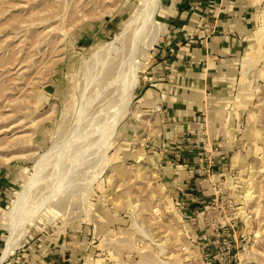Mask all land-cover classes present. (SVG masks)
<instances>
[{
    "label": "rangeland",
    "instance_id": "obj_1",
    "mask_svg": "<svg viewBox=\"0 0 264 264\" xmlns=\"http://www.w3.org/2000/svg\"><path fill=\"white\" fill-rule=\"evenodd\" d=\"M143 1L0 0V255L22 233L14 222L60 209L51 223L32 220L12 255L42 239L75 249V264H264V0H245L247 47L201 101L190 140L201 143L202 165L184 173L183 199L154 157L164 130L142 87L167 33L141 62L113 135L104 143L93 131L120 101L119 79L93 80L83 63ZM19 191L23 213L12 221Z\"/></svg>",
    "mask_w": 264,
    "mask_h": 264
},
{
    "label": "crops",
    "instance_id": "obj_2",
    "mask_svg": "<svg viewBox=\"0 0 264 264\" xmlns=\"http://www.w3.org/2000/svg\"><path fill=\"white\" fill-rule=\"evenodd\" d=\"M164 1L160 16L167 24L165 46L157 50L160 61L143 79L150 84L144 82L142 87L148 86L153 107L158 105L159 109H154L164 130L163 142L154 144V157L163 156L169 177L177 183L183 199L184 173L194 167V174L196 166L202 165L201 143L190 140L194 134L200 135L201 101L218 86L223 88L222 75H228L233 61L247 47L250 12L245 0ZM162 146L166 153H162ZM186 186L193 195L198 194L199 189L194 190L190 182ZM46 241L33 240L4 264L76 263L75 249L56 240Z\"/></svg>",
    "mask_w": 264,
    "mask_h": 264
},
{
    "label": "bare ground",
    "instance_id": "obj_3",
    "mask_svg": "<svg viewBox=\"0 0 264 264\" xmlns=\"http://www.w3.org/2000/svg\"><path fill=\"white\" fill-rule=\"evenodd\" d=\"M163 2L164 0L143 1L140 7L136 9L133 16L129 20H126L122 31L116 34L113 40L105 42L102 46H96L90 58L83 63V67L86 71L89 69L92 70L91 74L94 76L93 80H96L99 76L103 77L106 71H109L110 75L115 74L113 77L116 76L117 79H119L118 90L120 101L114 106L115 110L103 126L100 129H93V131L99 130L103 133L101 135V140L104 141V143L113 135L117 124L122 118L123 111L127 109V105L132 100L135 89L140 84L139 73L142 72L144 68L141 62L148 60L150 51L155 48L160 37L166 31V22L159 20L157 17L159 12L163 10ZM137 20L139 23L134 25ZM249 53L248 50L243 61L249 59ZM104 79L106 78L104 77ZM112 81L114 80H111V82ZM155 107L159 109L157 104ZM79 115L78 113L77 117H79ZM136 115L140 116L141 113L137 111ZM67 171L73 173L72 168H68ZM34 181L35 177L29 180L26 186H23V190L32 185ZM17 194L18 198L13 200L12 208L8 212V216H10L12 221L14 218L21 219L20 213H23L21 207L24 206L20 203L22 192L19 191ZM33 209L27 208V210H31L29 212H33ZM44 214L46 213L33 212V215L27 213V215L21 219L25 221L24 223H22L23 221L20 223L14 222L15 224L21 225L22 233L15 237L11 236L8 239L7 246L0 255V264H3L12 255L13 251L20 246L24 237H27L26 230L32 225V220L35 219L39 221L43 219L51 223L54 217L61 215V210H56V213L53 212L50 216Z\"/></svg>",
    "mask_w": 264,
    "mask_h": 264
},
{
    "label": "built area",
    "instance_id": "obj_4",
    "mask_svg": "<svg viewBox=\"0 0 264 264\" xmlns=\"http://www.w3.org/2000/svg\"><path fill=\"white\" fill-rule=\"evenodd\" d=\"M232 260H231V262L233 261V257L231 258ZM231 262H229V264H231Z\"/></svg>",
    "mask_w": 264,
    "mask_h": 264
}]
</instances>
